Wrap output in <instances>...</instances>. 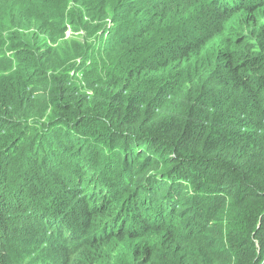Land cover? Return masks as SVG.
I'll return each instance as SVG.
<instances>
[{
	"label": "trees",
	"instance_id": "16d2710c",
	"mask_svg": "<svg viewBox=\"0 0 264 264\" xmlns=\"http://www.w3.org/2000/svg\"><path fill=\"white\" fill-rule=\"evenodd\" d=\"M234 1L0 0V264H264V0ZM86 17L104 64L49 46Z\"/></svg>",
	"mask_w": 264,
	"mask_h": 264
},
{
	"label": "rangeland",
	"instance_id": "374dc122",
	"mask_svg": "<svg viewBox=\"0 0 264 264\" xmlns=\"http://www.w3.org/2000/svg\"><path fill=\"white\" fill-rule=\"evenodd\" d=\"M228 1H230V0H228ZM20 5L22 6L23 3L21 2ZM259 8H264V6H260ZM244 15L245 16H243L241 19H243L245 21L249 20L248 17H246L247 13L244 14ZM85 16H87V15H85ZM27 18H30L33 21H37V22L40 21L38 16H35V15L31 16V17H27ZM88 19L86 17L84 22H80V24H78L77 26H74V27L72 26V24L71 25L68 24L67 25L68 28H67V31H66L65 35L64 36L59 35L57 37H54L56 42L48 40L49 46L51 48L62 47V48L58 49L59 52L60 51H66V52L69 51V53H70V50L72 51L76 47V48H78V53H77L78 54V60H83V59L84 60L85 59L89 60L91 55H92V53H93V56L98 58V64L101 65V64L106 63L107 59H105L102 56V53L100 52V47H97L98 43H99V39L96 38V30H95V33L93 35H91L85 29V27L88 26V24L85 23ZM109 21H108V28L113 25V23L109 22ZM262 22H264V19L262 20ZM97 27H98V23L94 22L93 23V28L95 29ZM253 28L254 27L249 25V24H247L246 26H243L241 24L240 20L237 21L236 23H234L230 27V29H234L235 30L236 36L237 35L238 36H240V35L250 36V30L252 31ZM256 30H258V29H256ZM6 31H8V30H6ZM11 36H12V34H10L7 37V39H9ZM87 39H89L88 42H85V41H87ZM9 42L10 41H8L7 44L4 43L7 48L13 46V44H14V43H9ZM84 46H85V49H83ZM82 50H84V51L82 52ZM10 52H15V50L10 51ZM60 55H61V58H63L64 60H68L70 58V56L68 54L62 55V52H60ZM63 56H65V57H63ZM77 64L80 66L82 63L80 61H78ZM158 150H159V148H158ZM160 152L163 153V149H161Z\"/></svg>",
	"mask_w": 264,
	"mask_h": 264
},
{
	"label": "clouds",
	"instance_id": "9594fccd",
	"mask_svg": "<svg viewBox=\"0 0 264 264\" xmlns=\"http://www.w3.org/2000/svg\"><path fill=\"white\" fill-rule=\"evenodd\" d=\"M243 2V0H235L234 2H232L230 5H232V6H235V5H237V4H240V3H242ZM68 25V24H67ZM230 26V25H229Z\"/></svg>",
	"mask_w": 264,
	"mask_h": 264
}]
</instances>
